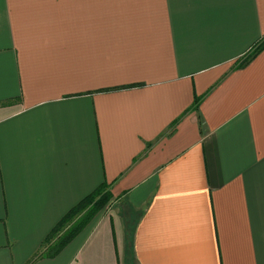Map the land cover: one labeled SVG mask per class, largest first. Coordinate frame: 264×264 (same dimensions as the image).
Returning <instances> with one entry per match:
<instances>
[{"label":"crops","instance_id":"crops-1","mask_svg":"<svg viewBox=\"0 0 264 264\" xmlns=\"http://www.w3.org/2000/svg\"><path fill=\"white\" fill-rule=\"evenodd\" d=\"M263 40L264 0H0V264H264Z\"/></svg>","mask_w":264,"mask_h":264},{"label":"trees","instance_id":"trees-1","mask_svg":"<svg viewBox=\"0 0 264 264\" xmlns=\"http://www.w3.org/2000/svg\"><path fill=\"white\" fill-rule=\"evenodd\" d=\"M264 47V40L250 55V60L261 48ZM199 98H195L194 107H197ZM112 196L109 192V185L102 183L90 195L82 199L77 205L71 208L49 233L45 245L46 250L42 255L47 257L55 256L69 242H71L87 224L110 202Z\"/></svg>","mask_w":264,"mask_h":264}]
</instances>
